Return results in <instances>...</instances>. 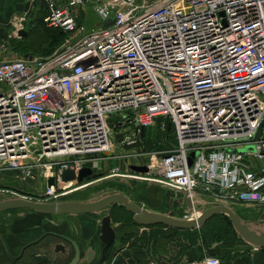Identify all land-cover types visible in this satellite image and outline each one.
Returning <instances> with one entry per match:
<instances>
[{"label": "built area", "instance_id": "obj_1", "mask_svg": "<svg viewBox=\"0 0 264 264\" xmlns=\"http://www.w3.org/2000/svg\"><path fill=\"white\" fill-rule=\"evenodd\" d=\"M39 1L42 24L65 40L14 60L0 42V171L41 168L51 195L73 185L60 171L77 174L113 150V131L121 146H143L142 133L168 120L173 146L126 157H150L157 175L147 179L182 192L192 215L200 198L264 205V169L249 162L264 163V0ZM84 6L98 20L90 29L78 19ZM11 25L15 37L25 17ZM248 142L254 152L231 151Z\"/></svg>", "mask_w": 264, "mask_h": 264}, {"label": "crops", "instance_id": "obj_2", "mask_svg": "<svg viewBox=\"0 0 264 264\" xmlns=\"http://www.w3.org/2000/svg\"><path fill=\"white\" fill-rule=\"evenodd\" d=\"M38 2L40 4L42 1L0 0V42H3L7 49L4 51L3 57L14 60L24 56L21 49L28 37L27 25L23 30L25 35L17 33L13 37L11 36V24L17 17H24V15H27L28 21H32L36 5H39ZM58 3L64 4L65 0H58ZM77 11L78 19L86 28L90 29L97 25L98 20L90 6L78 8ZM251 164L258 169H264V163ZM0 172L12 176V178L16 174L7 171ZM117 176L114 173L99 178L87 187L95 185L100 180L107 182L111 177ZM123 178L126 179H123L121 183L105 184L106 189L125 195L130 201L149 212L173 214L180 219H194L203 209L222 205L231 209L242 223L264 225V205L237 202L214 203L199 197L200 199L196 200V209L194 208L196 214L192 215L189 200L182 192L147 178L137 179L139 177L136 176ZM95 194L89 193L88 195ZM6 198L13 197L2 195L0 199ZM115 207H110L108 213L111 217V227L115 233V239L106 250L104 264H137L140 262L182 264L187 260L207 256L206 254L215 255L219 259V264H264V250L252 247L240 237H225L219 244H214L213 248L217 246L214 251L208 247L205 249L203 245L201 248L200 243L195 242L196 233L200 234L201 230L211 231L215 222L223 219L222 215L212 217L198 229L175 230L163 225L140 226L133 222L132 215L128 212L129 216L124 219L127 215L124 213L125 210H123L124 214H120L118 212L121 211ZM5 220L9 221L0 225L1 246L5 248V253L0 256V264H13V257L14 264H21L23 260L18 258L25 248H30L29 258L25 264H68L74 258L75 250L67 241H64L66 250L64 258L59 257L60 259L56 262L49 263L45 257L47 252L52 251L54 243H58L61 238H66L76 244L78 248L77 264H98L102 249L98 239L101 220L98 215L56 216L16 209L1 212L0 222ZM44 236L45 239H43ZM22 246L26 247L22 248Z\"/></svg>", "mask_w": 264, "mask_h": 264}, {"label": "rangeland", "instance_id": "obj_3", "mask_svg": "<svg viewBox=\"0 0 264 264\" xmlns=\"http://www.w3.org/2000/svg\"><path fill=\"white\" fill-rule=\"evenodd\" d=\"M39 4V2L37 3ZM27 14V13H25ZM42 15H43V3L41 2L39 5H36L35 8V14L32 18V21H28L27 15H24L26 19V25H27V34L28 37L26 38L25 43L22 45L21 53L24 54V58L22 57L21 59L25 58H30V57H44L47 56L51 53H53L55 50H57L62 43L64 42V38L60 37L57 32H54L53 30L47 29L43 24H42ZM7 50V49H4ZM20 59V58H18ZM153 127L152 129H147L145 131V137L147 132L149 133L148 136H152L153 132H155V136H157V131ZM118 130L113 131L112 135V142H113V150L110 152H107V154L102 156L100 155L97 157V159L93 162L86 163L85 167L90 168L94 174L95 178H103L106 176H110L112 174L118 175L117 177H111V179L107 180V182L104 180L103 182L100 180L98 183L95 185H91L90 187H87L83 190H80L79 192L69 194L66 196H57L55 199V202H70V201H77V202H88V201H93L94 199H98L102 196H105L110 193H117L114 191H109L106 189L105 184L109 183H114L117 182L121 183L123 181V178L125 176H136L139 178H146L145 174L144 175H139L132 173L131 170H129V167L131 165H136V166H142L146 165L150 159V157H138V158H126L127 155L133 153V152H142V150H145L147 152H159L160 150H152L153 148L150 146H145L143 143L144 137L142 138V144H138L134 147L132 146H121L119 143L120 137L119 135L117 136ZM163 133V132H162ZM173 135V133H172ZM114 137V138H113ZM154 137V136H152ZM164 145L165 149L168 148V146H173L174 142L171 143H166ZM162 148V150H165ZM240 151L243 153L246 152H254L255 150V145L252 142L244 143L240 145V147H235L231 151ZM250 163H256V161L249 160ZM258 163V162H257ZM256 163V164H257ZM45 173H43V169H35L31 172V175L28 177H22L20 174H14V177L5 175V173L2 174L0 172V198H2V195L7 196L9 195L10 197H17V196H24L29 199H32V201H44L47 199H51V197L58 195V192H63L65 190L72 189V187H60L64 189H55L56 191L51 194L47 195V183H46V175L44 176ZM92 178V179H95ZM148 178V177H147ZM106 182V183H105ZM120 185V184H119ZM77 187V186H75ZM105 187V188H104ZM89 193H96L93 196H89ZM92 197V198H91ZM1 200V199H0ZM117 210L119 209L121 212H118L120 214L123 213V208L121 205H115ZM122 208V209H120ZM110 208H107L104 212H101L99 214H94L98 215V217L102 218L103 216L107 215L109 213ZM124 213L127 214V212L124 211ZM123 213V214H124ZM129 215L127 214L124 219H126ZM120 217V216H119ZM9 220L1 221L0 225L5 224ZM211 231H200V234L196 233V243H200V247L202 248V245L205 247V249L211 248V251H214L215 248L214 244H219L222 240L225 239V237H234V238H239L235 230L233 229L232 225L227 222L225 219H221V221L215 222V225L213 226ZM200 237V239H199ZM190 238V237H189ZM1 243V241H0ZM1 245V244H0ZM24 246H22L23 248ZM26 247V246H25ZM24 247V248H25ZM30 248H25L24 250H27L25 253H27L26 258L21 262V264H25L29 258V253H30ZM4 252H1L0 248V256H2ZM207 256H215L211 254H206ZM216 257V256H215ZM1 260V259H0ZM1 263V262H0ZM2 263H7V262H2ZM12 264V263H10Z\"/></svg>", "mask_w": 264, "mask_h": 264}, {"label": "water", "instance_id": "obj_4", "mask_svg": "<svg viewBox=\"0 0 264 264\" xmlns=\"http://www.w3.org/2000/svg\"><path fill=\"white\" fill-rule=\"evenodd\" d=\"M112 23L113 20L106 21L104 22L103 26L108 27ZM19 34L25 35V32L21 31L19 32ZM123 125V123H118L115 125V128H121L123 127ZM260 133L261 129L257 131L254 139L259 137ZM190 163L191 161L189 159L188 164L190 165ZM147 169L148 168L145 165H132L129 167V170H131V172L135 174H150L152 176L157 175L156 170L151 169L149 171ZM58 175L64 185H68L69 183L77 184L78 186L76 188L89 183H93L94 181L99 179L94 177V174L90 168H82L78 171L77 174H75V172H73L72 170H63L60 171ZM54 185V178H49L47 180V187L50 188ZM115 205H121L126 212L131 214L133 222L135 224H138L140 226L163 225L175 230L198 229L203 226V223H206L212 217L222 215L227 217L237 235L244 242L250 244L254 248H264V225L259 223H242L231 209L222 205L203 209L200 212L199 216L194 219H180L176 218L173 214H158L149 212L148 210H145L144 208L130 201L125 195L121 193H109L105 196L88 202H42L34 200L32 201V199L17 196L0 200V213L9 210L25 209L48 215L79 216L87 214H99L107 210V208L113 207ZM98 239L102 247L98 264H104L106 259V250L111 246V244L113 243L112 241H114L115 239V233L111 227V217L109 214L103 216L100 220V234ZM64 240L69 242L75 250L74 258L68 264H77L78 248L76 244L66 238H64ZM64 253H66V250L63 251V254Z\"/></svg>", "mask_w": 264, "mask_h": 264}, {"label": "trees", "instance_id": "obj_5", "mask_svg": "<svg viewBox=\"0 0 264 264\" xmlns=\"http://www.w3.org/2000/svg\"><path fill=\"white\" fill-rule=\"evenodd\" d=\"M58 35L60 36V37H63L64 38V36L63 35H61V34H59L58 33ZM160 121L161 120H158L157 121V125H156V129H157V131H159V133H157V136H155V132H153V134H152V136H154V137H152V136H148V132H147V134H146V137H145V131L142 133V138L144 137V144H145V146H150V147H152L153 149L152 150H162V148L163 149H165V147H164V145H166L165 144V142L166 143H173L174 141V136L172 135V133H173V127H172V124L168 121V120H165V125H166V127H165V131H163V133L160 131V129H159V124H160ZM155 128V127H154ZM152 129V128H151ZM85 189V188H84ZM83 190V189H82ZM79 192V191H78ZM124 210V209H123ZM223 219H225L227 222L229 221L228 219H227V217H223ZM229 223H230V221H229ZM231 224V223H230ZM263 250H264V248H262Z\"/></svg>", "mask_w": 264, "mask_h": 264}, {"label": "flooded vegetation", "instance_id": "obj_6", "mask_svg": "<svg viewBox=\"0 0 264 264\" xmlns=\"http://www.w3.org/2000/svg\"><path fill=\"white\" fill-rule=\"evenodd\" d=\"M73 185H77V184H73ZM71 190H73V189L67 190V193H65V194H63L64 191L58 192V195L51 197V199L49 198L47 200V202H55V200H52V199H55L57 196H60V198L62 196H66V195L71 193ZM49 237H50V235H49ZM43 239H45V236L43 237ZM64 241H65L64 238H61L58 243H54L55 245H54L52 251H50L49 253L46 251L47 253H46L45 257L49 263L56 262L58 259H60L59 257L64 258V254H63V251L65 250V245H64L65 242ZM1 245H0L1 252L5 253V248H4V246H1ZM26 251L27 250H23L22 254H20V258H18L19 260H24L23 258H25L27 255V253H25ZM12 259H13V264H14V257Z\"/></svg>", "mask_w": 264, "mask_h": 264}, {"label": "bare ground", "instance_id": "obj_7", "mask_svg": "<svg viewBox=\"0 0 264 264\" xmlns=\"http://www.w3.org/2000/svg\"><path fill=\"white\" fill-rule=\"evenodd\" d=\"M162 172H163V171H161L160 173H162ZM137 179H140V178H137ZM89 184H91V183H89ZM89 184L83 185V186L78 187V188L75 187V186H78V185H73L76 189L73 187L72 189H74V190H71V193H70V194L76 193V192H78V191H80V190L86 188ZM61 188H62V187H61ZM69 190H70V189H69ZM68 195H69V194H68Z\"/></svg>", "mask_w": 264, "mask_h": 264}]
</instances>
